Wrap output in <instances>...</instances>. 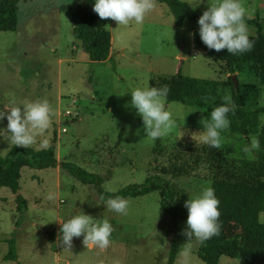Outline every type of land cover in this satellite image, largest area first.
<instances>
[{"label": "rangeland", "instance_id": "obj_1", "mask_svg": "<svg viewBox=\"0 0 264 264\" xmlns=\"http://www.w3.org/2000/svg\"><path fill=\"white\" fill-rule=\"evenodd\" d=\"M183 1L200 15L216 2ZM241 2L253 12L252 19L264 26V0ZM78 3L94 12L95 0H19L16 29L0 31V111L22 106L26 100H48L53 109L52 124L41 139L50 140L57 160L54 167H21L17 193L26 200L24 212L16 210L15 194L0 186V264H165L172 239L178 244L173 264H180V252L189 243L190 264H204L196 254L199 243L186 241L182 235L187 221L172 223L161 209L158 191L123 197L128 209L121 215L107 208V200L100 199L94 185L80 182L59 162H74L99 174L100 187L107 192L140 183L157 169L170 180L173 203L187 210L185 202L210 187L203 156L213 152L256 160L259 149L251 154L241 149L249 143L247 137L258 135L227 130L221 133L222 148L202 144L201 121H210V113L204 112L208 100L201 105L169 101L166 108L176 127L167 136L151 141L144 133L142 118L131 106V91L178 73L219 80H226L230 73L220 61L192 47L191 33L197 25L185 19L181 28L175 27L168 6L158 1L142 25H116L94 12L96 27L109 30L111 46L108 59L91 62L72 34L69 12L61 9ZM246 24L250 36L255 35L256 26ZM233 73L237 82L258 86V104L264 106V84L258 82L255 65L237 64ZM221 95L223 99L230 91ZM259 125L264 126L263 112L259 113ZM6 127L5 117L0 120V132ZM11 145L0 137V154ZM195 155L202 157L194 162ZM181 165L185 167L183 175L173 176V167ZM49 194L54 199H48ZM78 211L112 224L114 231L106 250L86 247L83 236L73 239L70 250L63 248L60 221L71 219ZM258 222H264V211L254 210L243 219L249 229ZM49 232L54 233L53 240H49ZM11 237L16 261L4 259ZM218 264L241 263L222 255Z\"/></svg>", "mask_w": 264, "mask_h": 264}, {"label": "trees", "instance_id": "obj_2", "mask_svg": "<svg viewBox=\"0 0 264 264\" xmlns=\"http://www.w3.org/2000/svg\"><path fill=\"white\" fill-rule=\"evenodd\" d=\"M19 0H0V31L16 29ZM165 3L172 16L173 24L181 28L185 19L193 21L197 27L191 33V45L194 49L203 51L211 58L220 61L227 73H233L237 64L252 63L256 67L257 79L264 84V26L257 19H247V23L256 26V34L250 36L254 47L250 52L238 55L228 54L226 50L216 52L209 49L200 39L198 18L201 16L183 0H156ZM62 10L68 11L71 18V31L91 62H101L109 58L111 34L109 30L97 28V15L83 4L75 6L63 5ZM167 85L170 89L167 101L189 102L201 105L208 100L204 112L211 111L224 101L221 93L230 91L235 103V112L229 113L231 133L250 135L257 134L260 142L259 154L256 160L225 157L213 152L205 154L206 168L209 171L210 187L219 199L221 213L218 223L220 234L212 237L204 244H199L196 254L204 264H218L220 256L225 255L237 259L241 264H264V222L256 223L252 229L247 228L243 219L254 210L264 211V126L259 125V113H264V106L258 104L259 88L254 84L238 82L236 86L230 76L226 80L200 78L175 74L162 78L158 83L150 82V87L160 88ZM207 98V99H205ZM214 98L211 102V100ZM202 157L195 155L194 162ZM63 170L84 184L94 185L99 197L104 200L116 197H136L151 191H158L162 211L169 216L173 224L178 220H186L188 211L173 203L174 193L170 180L161 175V171L149 174L140 183L128 184L115 192L104 191L100 184L102 177L89 172L70 161L59 162ZM57 164L55 148L37 150L35 147L20 148L11 145L4 155L0 154V186L9 188L14 194L16 210L24 212L27 209L25 198L18 194L21 167L45 168ZM185 167L174 166L173 176L183 175ZM53 240V232L48 234ZM178 252V244L172 239L169 245L165 264H173ZM4 259L17 260L15 240H7V252Z\"/></svg>", "mask_w": 264, "mask_h": 264}, {"label": "clouds", "instance_id": "obj_3", "mask_svg": "<svg viewBox=\"0 0 264 264\" xmlns=\"http://www.w3.org/2000/svg\"><path fill=\"white\" fill-rule=\"evenodd\" d=\"M155 7L156 0H95L93 11L102 20L111 19L116 25L129 26L131 23L142 25ZM245 17L252 19L253 12L246 9L241 0H216L198 18L201 41L216 52L226 50L231 55L250 52L254 41L250 39ZM169 91L167 85L160 88L138 87L131 91V106L142 118L144 133L151 141L167 136L176 127L172 113L166 108ZM223 101L211 111L210 121L202 119L204 131L199 134L200 143L216 149L222 148L224 144L221 133L229 129L228 114H234L236 107L230 95H225ZM52 115V106L46 99L26 100L22 106L0 111V120L5 117L7 119V127L0 132V137L16 147L30 148L38 145L37 150H47L51 147L50 140L41 138L52 124ZM246 139L249 143L242 146V152L251 154L259 149L258 137ZM48 199H54V196L49 194ZM100 199L104 200V197ZM219 204L212 187L203 189L199 196L185 202L188 210L187 228L182 235L187 238L186 241L194 240L202 245L220 234ZM106 206L110 211L126 215L128 201L122 197L109 198ZM113 231L107 219L95 221L92 216L80 211L72 215L71 219L60 221L61 243L68 250L73 247V239L81 236L86 247L91 245L106 250L111 244ZM191 251V243L181 250L180 264H190Z\"/></svg>", "mask_w": 264, "mask_h": 264}, {"label": "water", "instance_id": "obj_4", "mask_svg": "<svg viewBox=\"0 0 264 264\" xmlns=\"http://www.w3.org/2000/svg\"><path fill=\"white\" fill-rule=\"evenodd\" d=\"M229 76L233 82V85L236 86L238 82L236 81L235 74L231 73V74H229Z\"/></svg>", "mask_w": 264, "mask_h": 264}, {"label": "built area", "instance_id": "obj_5", "mask_svg": "<svg viewBox=\"0 0 264 264\" xmlns=\"http://www.w3.org/2000/svg\"><path fill=\"white\" fill-rule=\"evenodd\" d=\"M66 113H68V110H66Z\"/></svg>", "mask_w": 264, "mask_h": 264}]
</instances>
